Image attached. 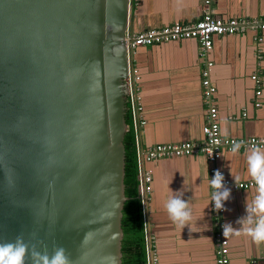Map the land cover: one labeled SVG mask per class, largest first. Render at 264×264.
<instances>
[{
  "label": "water",
  "instance_id": "95a60500",
  "mask_svg": "<svg viewBox=\"0 0 264 264\" xmlns=\"http://www.w3.org/2000/svg\"><path fill=\"white\" fill-rule=\"evenodd\" d=\"M133 8L0 0V242L121 264Z\"/></svg>",
  "mask_w": 264,
  "mask_h": 264
},
{
  "label": "crops",
  "instance_id": "0c3cea01",
  "mask_svg": "<svg viewBox=\"0 0 264 264\" xmlns=\"http://www.w3.org/2000/svg\"><path fill=\"white\" fill-rule=\"evenodd\" d=\"M129 33L173 23L198 20L209 9L215 17L246 22L241 34L216 36L207 59L212 63L210 79L215 86L216 120L222 137L264 138V0H135ZM139 78L142 105L139 147L200 142L203 140L204 108L200 73L203 59L193 39L139 46L131 57ZM260 80V95L251 76ZM259 103V106L256 104ZM250 151H223L216 166L233 181L252 180L247 171ZM151 176V193L144 219L153 245L155 264H215L214 225L211 212L209 163L202 155L170 157L145 162ZM180 189L177 193L175 190ZM182 195L191 219L181 227L172 221L166 202ZM256 187L231 190L224 201L223 221L239 229L237 217L244 215ZM228 264H264V241L256 242L243 231L227 236Z\"/></svg>",
  "mask_w": 264,
  "mask_h": 264
},
{
  "label": "built area",
  "instance_id": "2783aa9c",
  "mask_svg": "<svg viewBox=\"0 0 264 264\" xmlns=\"http://www.w3.org/2000/svg\"><path fill=\"white\" fill-rule=\"evenodd\" d=\"M211 0H204V4L208 8ZM136 1L133 0V4ZM264 29V24H259ZM246 28V22L238 19H221L215 17L213 13L207 9L204 14L196 21L187 23H173L159 28L144 29L140 32H126L125 45L129 64L128 77L126 83L128 85L127 104L131 112V128L135 134L136 150L138 154V185L137 192L140 199L143 216L146 204L151 193V176L145 171L143 165L145 162L153 160L165 159L170 157H190L196 155L204 156L208 163V178L210 179L216 166L217 160L223 151L232 152L231 147L234 143H240L239 151H250L253 146H259L264 150V138H227L222 137L219 132V126L216 120V108L214 105L215 86L210 79V67L212 63L207 59V55L212 49L213 38L216 36L241 34ZM193 39L199 43V56L203 59V65L200 73V84L202 100L205 105L204 124L202 127L203 140L200 142H182L177 144L154 145L147 150L139 147L140 128L145 124L141 117L142 105L140 102L139 89L137 87L138 77L136 71L131 64L132 54L139 46H152L154 44L176 42L180 40ZM251 80L256 87V96L260 95V80L256 75L251 76ZM259 106V103L256 104ZM129 126L127 127V131ZM211 154V155H210ZM221 171V170H220ZM222 172V171H221ZM225 186L233 191H242L256 187L253 180L248 181H232L224 177ZM210 190L212 191L211 187ZM211 212L214 225V252L215 264L229 263V244L227 237L222 235L221 225L224 223L223 211H214L212 202L210 201ZM144 240L146 251V264H155L153 245L148 233L144 219Z\"/></svg>",
  "mask_w": 264,
  "mask_h": 264
},
{
  "label": "clouds",
  "instance_id": "9594fccd",
  "mask_svg": "<svg viewBox=\"0 0 264 264\" xmlns=\"http://www.w3.org/2000/svg\"><path fill=\"white\" fill-rule=\"evenodd\" d=\"M240 143H234L231 151L235 153ZM211 155V154H210ZM247 171L256 185V195L250 203L244 202V215L237 217L235 223L241 225L239 229L233 228L232 222L221 225L223 237L230 233L239 234L240 231L250 235L256 242L264 241V150L253 146L246 157ZM235 183V179L233 178ZM212 209L214 211L227 210L224 201L231 197V189L225 186L224 174L219 169H214L209 179ZM177 193L180 189L175 190ZM167 212L173 222L181 227L191 219V211L187 201L182 195H174L166 202ZM72 264L66 250L62 246H55L49 254L40 251L35 244L29 245L22 235H17L12 240L0 242V264Z\"/></svg>",
  "mask_w": 264,
  "mask_h": 264
},
{
  "label": "trees",
  "instance_id": "16d2710c",
  "mask_svg": "<svg viewBox=\"0 0 264 264\" xmlns=\"http://www.w3.org/2000/svg\"><path fill=\"white\" fill-rule=\"evenodd\" d=\"M125 122L129 130L124 136L125 148V195L122 216V259L121 264H146L144 240V216L137 192L138 154L136 150L135 134L131 128V112L127 104Z\"/></svg>",
  "mask_w": 264,
  "mask_h": 264
}]
</instances>
